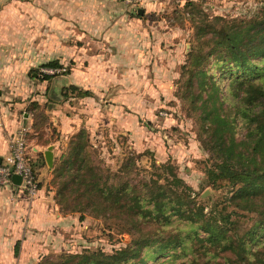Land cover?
<instances>
[{
  "label": "rangeland",
  "instance_id": "1",
  "mask_svg": "<svg viewBox=\"0 0 264 264\" xmlns=\"http://www.w3.org/2000/svg\"><path fill=\"white\" fill-rule=\"evenodd\" d=\"M262 1L0 0V71L5 72L0 85L9 87L16 98H26L28 108L38 113L40 138L56 136V157L71 135L85 127L104 165L116 169L132 154L141 173L149 175L162 170L154 161L171 162L191 185L192 195L209 210L230 193V185L207 181L209 152L176 95L193 40L191 16L202 12L248 16ZM54 58L65 69L43 78L42 63ZM72 83L89 94L69 92L66 86ZM54 115L65 121L69 128L65 134L52 120ZM53 177L52 166L39 176L55 215ZM57 207L64 215H56V222L42 228L39 248L32 255L36 264H53L63 251H112L131 240L129 233L110 226L103 217L81 218L79 212ZM241 220L243 229L253 215Z\"/></svg>",
  "mask_w": 264,
  "mask_h": 264
},
{
  "label": "trees",
  "instance_id": "2",
  "mask_svg": "<svg viewBox=\"0 0 264 264\" xmlns=\"http://www.w3.org/2000/svg\"><path fill=\"white\" fill-rule=\"evenodd\" d=\"M191 19L176 95L209 152L207 181L227 183L230 193L206 210L171 162L154 161L162 170L147 175L131 154L113 169L97 156L87 128H79L52 166L56 202L81 218L107 219L131 240L112 251H63L53 264H264V0L248 16L202 12ZM42 64L63 66L58 58ZM66 89L90 92L76 83ZM30 162L45 165L43 152ZM248 214L253 221L241 229Z\"/></svg>",
  "mask_w": 264,
  "mask_h": 264
},
{
  "label": "crops",
  "instance_id": "3",
  "mask_svg": "<svg viewBox=\"0 0 264 264\" xmlns=\"http://www.w3.org/2000/svg\"><path fill=\"white\" fill-rule=\"evenodd\" d=\"M1 74L5 72L0 71V76ZM7 76L10 78V75ZM12 94L9 87L0 85V162L4 161L10 152L11 136L26 126L31 157L37 159V154L43 152L46 159L45 165H34L39 177L45 167H51L45 154L50 145L53 146V155L56 158V136L52 138V133L48 132L50 137L45 134L40 138L42 125L39 123L35 125V116L33 110L28 108V101L26 98L18 99L15 97L17 95ZM53 119L57 120L58 125L61 124L59 129L63 126L62 135L65 134V130H69L63 119L60 120L55 115ZM44 127L49 129L50 124H45ZM49 198L50 195L43 189V185L33 198L28 196L21 183L14 182L0 187V264H36L32 255L39 248L37 242L42 238L40 237L42 228L49 222H56L57 216L64 215L59 211L57 203H54L57 213L55 215L51 213ZM18 241L19 254L16 255Z\"/></svg>",
  "mask_w": 264,
  "mask_h": 264
},
{
  "label": "built area",
  "instance_id": "4",
  "mask_svg": "<svg viewBox=\"0 0 264 264\" xmlns=\"http://www.w3.org/2000/svg\"><path fill=\"white\" fill-rule=\"evenodd\" d=\"M65 67L46 66L44 72L56 73ZM27 127L23 126L16 134L10 138V152L5 160L0 162V187L14 183L13 174L21 175V185H23L30 198L37 195L40 185L39 177L31 164V155L28 149Z\"/></svg>",
  "mask_w": 264,
  "mask_h": 264
},
{
  "label": "water",
  "instance_id": "5",
  "mask_svg": "<svg viewBox=\"0 0 264 264\" xmlns=\"http://www.w3.org/2000/svg\"><path fill=\"white\" fill-rule=\"evenodd\" d=\"M139 11L141 13H143L144 12V8L140 7ZM45 154H46V158H47V161H48L49 165L53 166L55 158H54V155H53V146L52 145L49 146V148L46 150ZM12 178H13L14 182L21 183V175L20 174L14 173ZM206 194H207V191H204L202 195H206Z\"/></svg>",
  "mask_w": 264,
  "mask_h": 264
}]
</instances>
